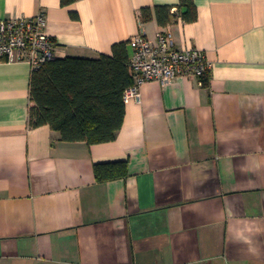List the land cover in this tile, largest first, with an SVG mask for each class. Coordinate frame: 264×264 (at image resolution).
I'll return each instance as SVG.
<instances>
[{
    "label": "crops",
    "instance_id": "obj_1",
    "mask_svg": "<svg viewBox=\"0 0 264 264\" xmlns=\"http://www.w3.org/2000/svg\"><path fill=\"white\" fill-rule=\"evenodd\" d=\"M192 22L140 19L179 0H0L46 17L54 58H96L168 29L210 62L124 99L113 140L30 127L26 61H0V264H264V0H193ZM124 162L99 181L94 165Z\"/></svg>",
    "mask_w": 264,
    "mask_h": 264
},
{
    "label": "trees",
    "instance_id": "obj_2",
    "mask_svg": "<svg viewBox=\"0 0 264 264\" xmlns=\"http://www.w3.org/2000/svg\"><path fill=\"white\" fill-rule=\"evenodd\" d=\"M76 0H60L62 6ZM197 12L193 0H179L173 8L156 5L143 7L142 22L153 17L166 26L174 19L192 22ZM129 40L116 42L110 54L96 58L66 56L52 58L38 68H32L29 81L28 125L32 128L48 125L63 141H85L88 144L113 140L124 116V92L133 84L129 71ZM208 85V72L200 76ZM97 180L126 174L124 162L94 165Z\"/></svg>",
    "mask_w": 264,
    "mask_h": 264
},
{
    "label": "built area",
    "instance_id": "obj_3",
    "mask_svg": "<svg viewBox=\"0 0 264 264\" xmlns=\"http://www.w3.org/2000/svg\"><path fill=\"white\" fill-rule=\"evenodd\" d=\"M46 17L40 13L30 18L0 19V61H26L38 68L54 58V40L45 30ZM129 71L133 84L124 92V99H140L139 85L155 81L162 86L177 77L200 78L209 71L210 62L195 47H174L170 30L156 33L151 40L143 32L129 39Z\"/></svg>",
    "mask_w": 264,
    "mask_h": 264
}]
</instances>
